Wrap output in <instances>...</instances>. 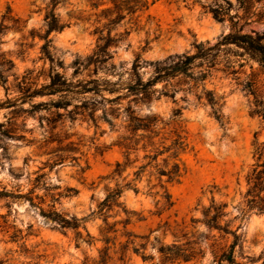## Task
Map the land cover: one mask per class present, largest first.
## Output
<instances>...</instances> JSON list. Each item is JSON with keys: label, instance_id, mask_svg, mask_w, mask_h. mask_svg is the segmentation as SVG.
<instances>
[{"label": "rangeland", "instance_id": "1", "mask_svg": "<svg viewBox=\"0 0 264 264\" xmlns=\"http://www.w3.org/2000/svg\"><path fill=\"white\" fill-rule=\"evenodd\" d=\"M152 1L149 9L140 13L136 25L125 23L118 29L130 30L113 60L118 74L101 72L99 77L117 81L121 74V83H126L127 70L138 57L155 62L173 54L194 53V43L208 41L214 45L231 31L229 18L219 22L203 8L222 0H149ZM228 1L232 6L229 15L234 17L237 29L242 28V34L264 32V0ZM50 3L51 0H0V21L8 9L18 19L1 45L14 69L7 84H0V191L31 196L38 207L24 199L0 201V264H213L211 236H216L218 247L229 246L233 238L221 239L217 231L209 233L206 226L192 220L202 218L203 208L213 198L227 204L228 220L239 213L238 206L247 189L246 177L255 163V141L264 142V120L250 114L253 99L238 83L254 78L264 90L262 66L242 48L222 47L219 68L231 59L236 61L239 73H214L205 86L224 97L223 126L211 108L199 104L191 93L178 92L176 103L163 96L142 106V115L158 114L166 121L175 108L184 107L181 126L189 145L181 155L184 172L178 183L168 184L174 206L161 214L162 202L157 204L160 197L149 194L150 187L157 183L154 178L151 185L146 175L137 182L139 193L125 190L121 201L131 213L130 223L124 226L121 222L127 216L115 208L107 213V223L116 226L106 233L104 216L93 212L104 200L106 188L115 187L110 176L115 164L124 159L123 151L114 145L120 133L111 131L106 123L97 128L93 122L79 118L72 122L68 118V111L90 95L25 96L28 89L33 92L49 84L52 73L66 83L95 78L93 67L84 69L74 62L90 55L96 47L94 30L102 25L95 21L98 11L92 10L88 0H61L56 13L66 27L49 36L50 51L55 57L52 65L42 50ZM192 85L184 84L182 88L188 90ZM162 86L158 84L156 88L160 90ZM197 92H201V86ZM127 103L122 101L123 106ZM53 119L57 120L55 129H51ZM61 147H69L61 152L68 159L51 169L49 165ZM134 171L128 168L124 172L127 181L134 178ZM51 195L58 199V212L87 218L91 245L77 241L74 231L53 229L45 221L39 207L49 210L53 205ZM238 224L236 221L234 226ZM82 232L87 235L85 230ZM239 233L244 256L258 257L264 251V215H251ZM207 237L210 240L203 239ZM190 241L198 243L193 246L195 250L204 252L195 262L167 259L161 252L172 245L188 249Z\"/></svg>", "mask_w": 264, "mask_h": 264}, {"label": "trees", "instance_id": "2", "mask_svg": "<svg viewBox=\"0 0 264 264\" xmlns=\"http://www.w3.org/2000/svg\"><path fill=\"white\" fill-rule=\"evenodd\" d=\"M61 0H51L49 9L45 16L46 34L42 50L43 54L55 64V57L50 51L51 40L49 36L53 32H61L66 25L62 23L56 13L57 6ZM92 10L95 13L96 23L102 24L94 30L97 35V44L94 51L84 59H77L74 65L84 69L93 67L94 79L79 83H66L61 81L58 74L50 75L51 82L43 86L40 90L33 92L28 89L25 92L27 97L38 95H56L69 94L74 96L90 95V98H84L81 104L75 105L68 111V118L73 122L78 118L93 122L97 128L100 123H106L111 131L119 132L120 135L114 145L123 151V161H118L111 173V180L115 181V187L106 188V196L97 206L98 214L104 216L107 228L106 233L112 231L116 226L107 223V213L115 208L122 210L127 218L121 222L124 226L130 223V212L124 206L121 198L125 190H132L139 193L137 182L141 181L146 175L148 183L151 185L154 178L157 183L150 187L149 194L153 197H160L157 204L162 202L160 214L163 211H169L173 208L174 202L169 191L168 184L178 183L184 172V165L181 162V155L186 153L189 148L187 138L182 130L183 108L177 107L173 110L168 121L158 114L142 115L141 109L144 105H149L154 99L167 97L175 103L176 94L184 92L185 94H194L197 102L202 105H208L215 119L223 126L224 115L222 107L224 97L219 96L214 90L206 89L205 82L212 78L214 73L222 72L226 76H237L236 61L228 59L223 68H219L222 61V47L235 45L253 54L264 72V32L262 34H242V28L237 29V23H234V17H231V3L228 0H222V3H216L213 6H203L213 17L224 23L229 18L232 23L230 33L222 36L220 41L210 45L208 41L194 43V53L185 52L182 54H173L166 59L155 62H148L137 58L131 69L128 71L126 83H121L122 75L119 74L117 81H111L99 77L101 72L118 74L117 65L114 63V57L117 48L120 47L128 38L130 30L118 31L125 23L136 25L140 13L147 11L154 3L149 0H88ZM226 4L227 6H224ZM242 19V18H240ZM18 19L11 15L10 9L2 16L0 21V84L6 85L8 77L14 69L13 61L1 50L3 38L8 30L14 28ZM113 32H115L113 34ZM236 56H240L235 54ZM242 67V63H239ZM123 68V65L120 66ZM150 69L151 71H146ZM149 77L146 78V76ZM239 80L238 77H236ZM193 85L188 89H183L184 84ZM158 84L163 85L160 90L156 88ZM242 90L252 97L250 114L261 117L264 120V90L259 86L256 79L251 78L238 83ZM201 86V92L197 89ZM196 90V91H195ZM106 94L117 96L107 98ZM128 100L126 106L122 101ZM187 101L186 97H183ZM71 101H68V106ZM58 108H60L58 106ZM102 110L101 115L97 112ZM57 116H60L58 114ZM51 129L56 128L57 120L50 121ZM169 131L167 132V130ZM61 143V140H58ZM69 147L59 148L55 158L49 165L53 169L58 164L64 162L68 157L61 152L68 151ZM255 163L247 174V189L242 194V202L238 206V215L234 219H227L229 213L226 211V203H218L213 198L208 207L203 208L202 218L193 219L192 222L202 223L208 229L209 233L217 231L221 239L232 237L233 240L229 246L218 247L217 238L211 236L214 240L211 247L213 250V264H264V251L258 257L244 256L242 246V235L239 231L242 229L244 221L251 215H264V142L255 141L254 151ZM128 168H134V178L127 181L128 176L124 177V172ZM122 179V183L119 182ZM156 189V190H155ZM155 190V191H153ZM53 205L49 210L39 207L41 215L53 229L66 231L72 230L76 234V240H81L89 245L93 238L86 230L87 218H78L64 213H60L55 208L58 201L55 195H51ZM2 199H24L30 202L33 207H37L33 197H28L21 193L14 194L7 191H0V201ZM38 208V207H37ZM239 221L238 226H234ZM82 230L87 232L84 236ZM210 240L209 237L203 238ZM107 243L109 242L106 240ZM195 241L187 243L188 249L180 248L176 245L162 248V253L167 259L182 260L185 263L195 262L198 256H204L202 249H194ZM177 251H174L176 250ZM239 250V256L237 251ZM168 251V252H167Z\"/></svg>", "mask_w": 264, "mask_h": 264}]
</instances>
